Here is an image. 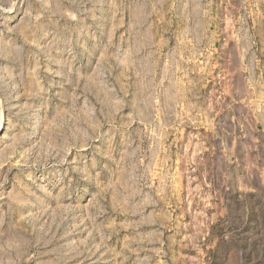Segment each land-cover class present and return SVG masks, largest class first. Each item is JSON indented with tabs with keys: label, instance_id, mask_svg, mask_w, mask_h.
<instances>
[{
	"label": "rangeland",
	"instance_id": "rangeland-1",
	"mask_svg": "<svg viewBox=\"0 0 264 264\" xmlns=\"http://www.w3.org/2000/svg\"><path fill=\"white\" fill-rule=\"evenodd\" d=\"M263 22V0H0V264H228L226 233L264 264L263 113L214 100L263 69Z\"/></svg>",
	"mask_w": 264,
	"mask_h": 264
},
{
	"label": "crops",
	"instance_id": "crops-1",
	"mask_svg": "<svg viewBox=\"0 0 264 264\" xmlns=\"http://www.w3.org/2000/svg\"><path fill=\"white\" fill-rule=\"evenodd\" d=\"M263 18H264V0H263ZM262 48L258 54L253 53L252 44L245 47L243 58L254 59L261 58L263 61V69L250 70H225L223 73L219 72V78L223 76L224 81L221 88H219V95L216 100L219 103H227L228 107L232 105H245L251 110H259L263 113L264 124V22H263V38L261 40ZM252 51V52H251ZM262 63V62H261ZM243 88V92L240 90ZM232 122H235V116L232 117ZM222 243L227 246L225 254L229 256L228 264H235L234 254L236 253L235 235L226 233L222 237ZM263 248H264V232H263ZM264 251V249H263Z\"/></svg>",
	"mask_w": 264,
	"mask_h": 264
}]
</instances>
